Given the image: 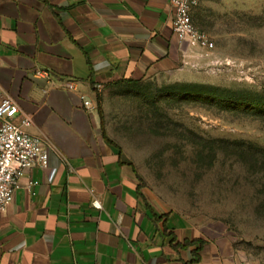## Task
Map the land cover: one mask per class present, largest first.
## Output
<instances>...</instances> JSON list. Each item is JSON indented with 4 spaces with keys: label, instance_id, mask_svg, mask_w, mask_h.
Here are the masks:
<instances>
[{
    "label": "crops",
    "instance_id": "crops-1",
    "mask_svg": "<svg viewBox=\"0 0 264 264\" xmlns=\"http://www.w3.org/2000/svg\"><path fill=\"white\" fill-rule=\"evenodd\" d=\"M172 17L169 0H0V101L52 147L48 166L27 169L0 211V264H184L198 243L181 245L199 241L195 264L238 261L185 218L158 213L100 133L101 89L166 75L189 57Z\"/></svg>",
    "mask_w": 264,
    "mask_h": 264
},
{
    "label": "rangeland",
    "instance_id": "rangeland-1",
    "mask_svg": "<svg viewBox=\"0 0 264 264\" xmlns=\"http://www.w3.org/2000/svg\"><path fill=\"white\" fill-rule=\"evenodd\" d=\"M196 10L192 24L212 47L190 46L166 75L101 89L100 133L158 213L185 218L238 261L264 264V115L190 88L264 94V0Z\"/></svg>",
    "mask_w": 264,
    "mask_h": 264
},
{
    "label": "built area",
    "instance_id": "built-area-1",
    "mask_svg": "<svg viewBox=\"0 0 264 264\" xmlns=\"http://www.w3.org/2000/svg\"><path fill=\"white\" fill-rule=\"evenodd\" d=\"M202 1L169 0L173 10L172 32L180 44L212 47L206 36L196 31L191 20V11ZM36 74L47 76V71H36ZM62 86L68 91L75 88L72 81H65ZM81 100L86 110L94 109L89 101L83 98ZM31 125L30 117L20 112L11 99L4 98L0 101V211L12 203L19 180L27 169L36 166L44 169L48 166L52 147L41 138L26 132ZM91 206L101 209L97 200H93ZM235 264L250 263L237 261Z\"/></svg>",
    "mask_w": 264,
    "mask_h": 264
},
{
    "label": "trees",
    "instance_id": "trees-1",
    "mask_svg": "<svg viewBox=\"0 0 264 264\" xmlns=\"http://www.w3.org/2000/svg\"><path fill=\"white\" fill-rule=\"evenodd\" d=\"M138 81H120L116 84H135ZM115 84V85H116ZM192 89L191 93H196V94H206L207 96L211 97H216L222 104H227V105H233L237 104V106H246L245 108L248 110H252L253 113H256L257 115H264V94L263 95H258L255 93H250V92H244V91H229L225 89H220L216 87H209V86H204V85H192L190 87ZM200 90V91H197ZM210 92V93H209ZM212 92V93H211ZM97 101V113L101 116V97L97 96L96 97ZM236 107V108H239ZM104 140L107 142V144L113 146L115 150L117 151V155L119 159H122V154L120 153L119 149L113 145L112 141L107 139V137L104 135ZM131 169L132 172L134 173L135 179L139 182L138 184V189H141L144 187V183L142 179L139 177V175L136 173L134 167H132V164L126 163ZM137 197H139L137 195ZM143 197H141L142 199ZM195 243H198V247L196 249L200 250L203 241L199 242H186L183 245H181L182 248L187 249L190 246L194 245ZM196 251H192V258L188 263L184 264H195L198 262V259L195 255Z\"/></svg>",
    "mask_w": 264,
    "mask_h": 264
}]
</instances>
